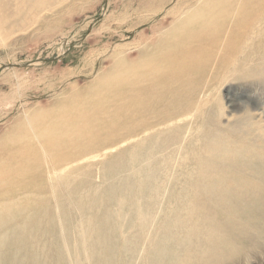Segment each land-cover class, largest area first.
Listing matches in <instances>:
<instances>
[{
	"label": "rangeland",
	"instance_id": "rangeland-1",
	"mask_svg": "<svg viewBox=\"0 0 264 264\" xmlns=\"http://www.w3.org/2000/svg\"><path fill=\"white\" fill-rule=\"evenodd\" d=\"M194 1L38 0L19 27L10 23L11 18L6 24L0 21V148H7L2 142L9 127L30 126L32 116L48 108H56L57 114L71 112V96L91 85L116 57L135 58L167 31L175 32L173 43L182 45L185 33L179 37L178 30L168 29ZM259 18L264 26L260 11L254 20ZM250 21L251 17L247 28L261 29ZM235 28L241 31L243 25ZM251 36L247 33L245 46L253 41ZM261 48L231 50L229 72L210 84L222 54L216 51L214 65L202 79L204 91L195 97L197 103L208 105L183 109L168 128L141 132L145 127L138 128L139 117L96 131L88 125L86 133L93 135V141L114 135L118 143L47 170L46 159L58 162L71 156L65 140L51 144L36 157H25L23 163L32 165L24 184H39L32 174L40 168L42 178L53 183L38 196L55 200L63 216H76L81 229L108 216L82 247L92 261L100 252L110 264H264ZM238 65L248 70L247 75L226 79ZM94 98L91 94L88 101ZM62 176H69L70 186H63Z\"/></svg>",
	"mask_w": 264,
	"mask_h": 264
},
{
	"label": "bare ground",
	"instance_id": "bare-ground-1",
	"mask_svg": "<svg viewBox=\"0 0 264 264\" xmlns=\"http://www.w3.org/2000/svg\"><path fill=\"white\" fill-rule=\"evenodd\" d=\"M37 1L0 0L1 23L6 24L11 18L10 23L19 27L23 21L26 22L29 8ZM4 9L9 11L3 14ZM259 11L264 14V0H195L188 11H180L176 15L178 18L171 21L168 29L178 30L179 37L181 32L185 33L182 45L173 43L175 32L161 33L156 36L150 50H140L135 58L128 54L116 57L106 69L101 70L91 85L78 94L74 93L76 95L69 100L71 112L66 114L64 110L57 114L56 108H48L33 115L34 122L29 123L30 126L20 123L9 127L2 142L7 148H0V158L4 160L0 163V264H110L109 258L100 252L92 261V256L85 249L82 251L84 243L108 216L102 215L99 223L95 222L86 229L79 228L75 224L76 216H63L55 200L51 202L38 196L46 194L49 182L53 183L42 178L40 168L32 174L40 183L36 186L32 182L24 184L22 179L29 177L27 167L32 165L30 161L23 163L25 157H36L47 146L65 144L66 141L71 156L66 160L58 159V162H47L46 159L45 164L47 170L55 165L68 166L70 164L66 162L84 159L93 152L97 155L118 143L119 139L114 135L97 137L99 140L93 141V135L86 133L88 125H93L96 131L105 124L122 120L131 122L139 117L138 128L145 127L141 132L150 127L157 131L163 125L168 128V123L185 110H198L205 106L206 102L197 103L195 97L204 91L202 79L211 71L216 51H222V54L215 63L210 84L229 72L226 65L233 57L231 50L264 48V43L261 45L264 26L261 18L254 20ZM12 17L21 20L13 22ZM250 17V23L256 22L260 30L258 27L247 28ZM238 24L243 25L241 31L235 28ZM234 30L235 35L232 36ZM247 33L252 34L250 40L254 39L245 46ZM235 40L241 42V46ZM147 57L153 61H146ZM247 71L238 65L226 79L238 80L247 75ZM106 83L110 85L107 89L104 87ZM91 94H95V98L88 101ZM135 129H132L133 133ZM19 134H27L28 137ZM109 142L114 143L109 145ZM11 162L17 164L11 165ZM60 179L64 181L63 186H70L69 176ZM42 203L45 210L41 209Z\"/></svg>",
	"mask_w": 264,
	"mask_h": 264
}]
</instances>
